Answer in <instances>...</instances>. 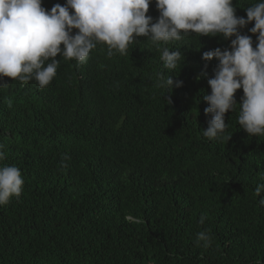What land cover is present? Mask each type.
Segmentation results:
<instances>
[{"label":"trees","instance_id":"obj_1","mask_svg":"<svg viewBox=\"0 0 264 264\" xmlns=\"http://www.w3.org/2000/svg\"><path fill=\"white\" fill-rule=\"evenodd\" d=\"M0 264H264V0H0Z\"/></svg>","mask_w":264,"mask_h":264},{"label":"clouds","instance_id":"obj_2","mask_svg":"<svg viewBox=\"0 0 264 264\" xmlns=\"http://www.w3.org/2000/svg\"><path fill=\"white\" fill-rule=\"evenodd\" d=\"M189 15H190V18H191V25L188 28V30L191 28L192 25H195L197 23L203 22L204 20L207 19V17H206L207 8L198 9V10L192 9L189 12ZM187 31H185L184 33H186Z\"/></svg>","mask_w":264,"mask_h":264}]
</instances>
